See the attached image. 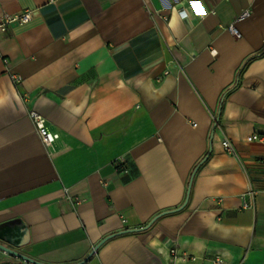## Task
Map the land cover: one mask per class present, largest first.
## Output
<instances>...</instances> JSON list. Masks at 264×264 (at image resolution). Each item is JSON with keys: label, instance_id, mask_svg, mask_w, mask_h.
Returning <instances> with one entry per match:
<instances>
[{"label": "crops", "instance_id": "0c3cea01", "mask_svg": "<svg viewBox=\"0 0 264 264\" xmlns=\"http://www.w3.org/2000/svg\"><path fill=\"white\" fill-rule=\"evenodd\" d=\"M193 2L0 0V18L31 10L0 30V243L78 262L181 206L208 154L184 208L84 264H264V54L243 68L264 48V0ZM31 109L60 135L49 149Z\"/></svg>", "mask_w": 264, "mask_h": 264}, {"label": "built area", "instance_id": "2783aa9c", "mask_svg": "<svg viewBox=\"0 0 264 264\" xmlns=\"http://www.w3.org/2000/svg\"><path fill=\"white\" fill-rule=\"evenodd\" d=\"M179 14L183 18H185V16H186L185 10H182V9L179 10ZM248 14H249V10L242 11L241 14H239L233 21H231L227 24L225 29L227 31H229L234 37L240 38L241 34H240L239 30L236 29L235 23L237 21L241 20L242 18L248 16ZM30 17H31V10L24 11L20 14L14 15V16L4 14L0 18V30H5L8 25H11L14 23H19V24L27 23V21L29 20ZM1 59L5 64L8 63L7 57H5L2 52H0V60ZM7 72L9 74L10 80H12L13 85L15 87H17L21 82L20 75L18 73H16V74L12 73L9 70H7ZM28 115H29L30 119L32 120V122L34 123L36 133L38 134V136H40V139H41L43 145L45 146V148L49 149L50 147H52L60 137L58 132L53 130L50 127V125L48 124V122L45 120V118L41 114H39L36 110L31 109V111H29ZM251 139L258 141V142H260V141L264 142V136L263 135L253 134L251 136ZM221 143L224 145V147L226 148L228 153L236 155V152H235L233 145L230 144L227 139H223ZM67 191H68V188H64V192L67 193V198H70ZM253 194H254V191L251 189L248 190L247 193L241 194V198L243 200V207L244 208L253 207V200L248 201L245 199L247 195L252 198ZM73 202L75 204H77L79 202V199L76 198V200ZM122 220H123V222L126 221V219L123 217H122ZM170 254H171L172 258H174V259H178V258L183 259V260L188 259V255H186L184 253L177 252V249L174 247L170 249ZM216 262L221 263L222 259L216 260Z\"/></svg>", "mask_w": 264, "mask_h": 264}, {"label": "water", "instance_id": "95a60500", "mask_svg": "<svg viewBox=\"0 0 264 264\" xmlns=\"http://www.w3.org/2000/svg\"><path fill=\"white\" fill-rule=\"evenodd\" d=\"M218 121V117L216 118L215 120V125ZM214 128V127H213ZM212 128V129H213ZM208 154H206L204 157H203V160L200 161L195 167L194 169L192 170V172L190 173L191 176H190V179H189V182H188V185H187V192H186V196H185V199L183 201V204L179 207H177L176 209H173V210H166V211H162L161 213L155 215L152 217L151 220L148 221V223L141 227V228H134V229H123V230H120V232H117V233H113V234H109L107 235L105 238H103L102 240H100L92 249V251L90 253H88V255L83 258L82 260L78 261V262H75V263H66V264H84L91 256L92 254L98 249V247L104 243L107 239L111 238V237H114L116 235H120L121 233H131V232H134V231H139V230H145L147 228H149V226L154 222L156 221L158 218H160L163 214H166V213H170V212H176V210H180L182 208H184L186 205H187V201H188V198H189V195H190V186H191V183H192V180H193V177H194V173L195 171L198 169V167L206 160ZM0 250L1 251H4L5 253H9V254H12L14 255L15 257L19 258V259H23L24 261H27L31 264H47V263H44V262H41L39 260H35L29 256H27L26 254L22 253V252H19L18 250H15L9 246H5L4 244L0 243ZM51 264V263H50Z\"/></svg>", "mask_w": 264, "mask_h": 264}, {"label": "trees", "instance_id": "16d2710c", "mask_svg": "<svg viewBox=\"0 0 264 264\" xmlns=\"http://www.w3.org/2000/svg\"><path fill=\"white\" fill-rule=\"evenodd\" d=\"M262 54H264V48H263L262 51H260V52L257 53L256 55H252V56L248 57V59L246 60L244 66H243V68H244L249 62L253 61L254 59H256L258 56H260V55H262ZM242 70H243V69H242Z\"/></svg>", "mask_w": 264, "mask_h": 264}, {"label": "clouds", "instance_id": "9594fccd", "mask_svg": "<svg viewBox=\"0 0 264 264\" xmlns=\"http://www.w3.org/2000/svg\"><path fill=\"white\" fill-rule=\"evenodd\" d=\"M198 4V6L200 7V8H202V5H201V3L199 2V0H194V2H193V7H194V5H197ZM194 9L196 10V8L194 7ZM197 11V10H196ZM198 13H200L199 11H197ZM183 15V14H182Z\"/></svg>", "mask_w": 264, "mask_h": 264}, {"label": "snow or ice", "instance_id": "6c2138e0", "mask_svg": "<svg viewBox=\"0 0 264 264\" xmlns=\"http://www.w3.org/2000/svg\"><path fill=\"white\" fill-rule=\"evenodd\" d=\"M194 7L196 8L197 11H199L201 14H203V9L200 8V7L198 6V4H197V5H194Z\"/></svg>", "mask_w": 264, "mask_h": 264}]
</instances>
